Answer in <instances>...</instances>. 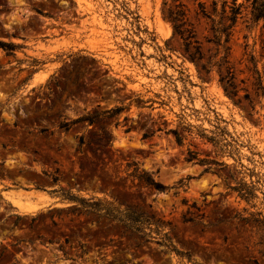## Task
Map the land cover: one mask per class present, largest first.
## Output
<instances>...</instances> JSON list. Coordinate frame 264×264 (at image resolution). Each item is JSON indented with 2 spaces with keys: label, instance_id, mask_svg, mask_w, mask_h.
Wrapping results in <instances>:
<instances>
[{
  "label": "rangeland",
  "instance_id": "374dc122",
  "mask_svg": "<svg viewBox=\"0 0 264 264\" xmlns=\"http://www.w3.org/2000/svg\"><path fill=\"white\" fill-rule=\"evenodd\" d=\"M250 2L226 53L194 0H0V264H264Z\"/></svg>",
  "mask_w": 264,
  "mask_h": 264
},
{
  "label": "trees",
  "instance_id": "16d2710c",
  "mask_svg": "<svg viewBox=\"0 0 264 264\" xmlns=\"http://www.w3.org/2000/svg\"><path fill=\"white\" fill-rule=\"evenodd\" d=\"M197 1V5L199 8V13L209 20L210 22V30L212 32V38L210 41H213L218 48V52L220 49H222L224 52L227 53L230 46L226 45L229 42V38L232 34V28L234 24L236 23L238 15L241 13V4L236 3V0H233V3L231 5H227V1L223 0L221 2L220 7L218 8V3L216 0L211 1V10L207 8L206 1L202 0H194ZM227 7L229 8V14H227ZM250 14L251 19L254 22H258L261 19L264 20V0H251L250 2ZM169 18L171 19V22L174 24L175 31L183 37V32H185L186 29H184L183 25L185 24V11L177 10L175 12H171L169 14ZM226 20V22L224 21ZM194 39L193 35H187V38L189 39L188 43H191V39ZM197 42L196 40H194ZM11 47L9 49H13L12 47L14 45H10ZM187 55L192 61H195L200 64V67L204 69L205 71L209 72L211 69V61H208L209 67L207 68L205 63L202 62L203 54L199 48V46H195L194 51L187 50ZM229 74H231V71H228ZM234 76L231 75L228 79H224L223 76H220L219 81L222 83L224 91L226 94L234 95L236 96L238 93V89L235 86V83L233 81ZM228 87L230 90H228ZM180 142V138L177 139ZM136 177L143 180L146 184L151 185L153 187H156L158 189L163 188V186L155 181L154 178L150 177L149 175L144 174H138L134 173ZM246 185V184H244ZM230 189L233 191H237L238 195L240 197H251V194L249 191H243V188H237L229 186Z\"/></svg>",
  "mask_w": 264,
  "mask_h": 264
}]
</instances>
